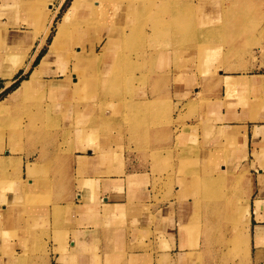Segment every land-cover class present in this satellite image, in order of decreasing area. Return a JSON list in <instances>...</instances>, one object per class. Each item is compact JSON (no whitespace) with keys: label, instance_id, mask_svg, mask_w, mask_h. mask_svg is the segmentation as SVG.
<instances>
[{"label":"crops","instance_id":"obj_1","mask_svg":"<svg viewBox=\"0 0 264 264\" xmlns=\"http://www.w3.org/2000/svg\"><path fill=\"white\" fill-rule=\"evenodd\" d=\"M55 1L0 0V94L28 74L4 100L10 98L14 103L10 109L4 106L0 124L9 120V110H20L22 116L31 112L38 115L36 120L44 121L47 113L67 119L60 128L70 134V173L81 174L72 203L74 218L58 243L52 244L51 259L57 264H195L203 257L204 225L237 223L243 227L239 235L243 233L248 243L244 246L237 237L243 245L242 264H264V73L222 75L215 79L219 86L216 94H210L205 85L201 89L199 75L189 74L179 78L176 93L162 90L174 77L169 79L165 69L162 73L156 70L147 100L138 99L139 93L131 96L133 114L140 116L149 109L139 127L147 141H134L119 131L120 126H104L97 118L83 130L75 109L70 108L78 92L71 61L50 54L52 43L45 50ZM74 1L70 0L64 15ZM93 1L79 0L76 19L91 17ZM48 9L45 19L43 12ZM48 55L44 73L32 81V74ZM140 75L133 69V80ZM239 78H245L248 85L228 92L226 82L235 84L242 80ZM194 93L198 99L190 107ZM201 93L212 96L204 112L198 97ZM29 97L40 99L32 111L25 105ZM19 100L18 109L14 105ZM162 102L166 106L160 108ZM173 112L176 118L170 115ZM161 114H166L165 120ZM28 125V121L23 123L22 130L29 129ZM176 129L180 132L174 137ZM34 143L38 148H30L28 137L0 138V259L16 244L13 236L23 228L22 208L34 186L27 183L28 176L38 173L36 165L43 163L39 146L44 142L38 137ZM139 145L149 147L147 164H140L135 151ZM49 152L57 153L55 149ZM191 160L201 163L195 170L185 171L192 180L175 176L173 186L168 182L158 186L159 173H183L178 171L180 162ZM171 166L173 170H169ZM238 180L239 189L234 192ZM143 184L147 185V197ZM136 187H142L139 193ZM230 203L242 208V218L226 212L228 216L220 222L209 211L214 207L226 210L222 205Z\"/></svg>","mask_w":264,"mask_h":264},{"label":"rangeland","instance_id":"obj_2","mask_svg":"<svg viewBox=\"0 0 264 264\" xmlns=\"http://www.w3.org/2000/svg\"><path fill=\"white\" fill-rule=\"evenodd\" d=\"M69 4L70 0L55 1L45 50L57 34ZM49 12V9L43 12L45 19ZM90 14L89 18L85 15L71 22L75 26L88 21V28L85 25L72 28L73 32L67 35V41L57 52L71 61L74 80L80 82L76 101L70 108L75 109L76 121L83 130H88V123L91 126L97 118L104 126H120L119 131L126 132L134 141H147V134L143 133V127H139L142 126L140 121L147 118L149 109L147 107L140 116L133 114L131 96L135 92L139 93L136 95L138 99L147 100L150 79L156 70L158 73L167 70L169 79L174 77L173 81L170 79L164 83L162 89L174 93L177 92L175 86L179 85V78L187 74L199 75L203 79L201 89L205 85L210 94H216L214 90L219 86L215 79L222 75L264 73V0H94ZM80 47L85 52L81 56L77 53ZM72 54L75 58L70 57ZM167 61L171 65H165ZM169 68H172L171 72ZM133 69L141 74L138 80H133ZM27 76L22 75L0 94V116L5 117L4 106L8 105L10 109L14 103L10 98L4 101L15 90L12 87ZM239 79L242 80H235V84L226 82L228 92L248 85L245 78ZM198 97L204 112L212 96L206 97L201 93ZM197 99L194 93L189 98L190 107ZM19 103L20 100L14 105L18 109ZM38 104V98L25 100L30 111ZM164 106L166 103L162 102L160 108ZM105 112H109L110 117H106ZM165 115H160L163 120ZM170 115L176 118L177 114L173 112ZM6 116L9 120L0 124L1 139L28 137L30 148H38L34 141L39 137L44 144L39 146L42 151L39 161L43 162L40 165L36 163L39 172L28 176L27 183L34 186L26 198L28 204L22 208L23 228L13 236L16 244L9 254L3 252L0 264H57L50 257V248L70 228L75 215L73 198L81 178L80 173H70L73 155L68 146L70 134L60 128L68 120L55 118L50 113L45 115L44 121L36 120L34 118L38 115L30 112L22 116L20 110H14V113L9 110ZM27 121L29 129L25 127L22 130L23 123ZM179 132L180 129L174 130L173 136ZM176 139L179 143V137ZM52 149L57 151L55 156L49 152ZM135 149L141 158L140 164H147L149 147L139 145ZM198 163L197 160L180 162L178 171L183 173H159L158 186L167 182L169 186L174 185L175 176L186 181L189 177L185 171L200 167L201 163ZM169 170H173V166ZM193 174L196 175H190ZM181 185L179 183V187ZM239 185L238 180L232 190H238ZM141 188L136 187V193ZM143 189L147 197L146 184H143ZM224 206L226 210L209 209L217 216V221L224 222L228 216H225L226 212L230 217H243L242 208L231 203ZM204 228L203 257H199L195 264H242V244L248 247L243 233L239 235L243 227L235 223L204 225Z\"/></svg>","mask_w":264,"mask_h":264},{"label":"bare ground","instance_id":"obj_3","mask_svg":"<svg viewBox=\"0 0 264 264\" xmlns=\"http://www.w3.org/2000/svg\"><path fill=\"white\" fill-rule=\"evenodd\" d=\"M79 5V0H75L73 2L72 7L69 9V11L64 15L63 17V22L57 32V34L55 35L52 45H51V51L50 54L53 53H57L61 50L63 43L65 42V40L67 41V35L71 32H73L72 28H76L77 25H85L88 28V21H86L85 23H77L75 26L71 24V22H75L76 20V9L78 8ZM51 22V21H50ZM168 24V23H167ZM72 25V26H71ZM72 30V31H71ZM49 33V32H48ZM47 34V33H46ZM45 35V34H44ZM109 35V34H108ZM113 35V34H112ZM110 36V35H109ZM112 38V37H111ZM118 38V37H117ZM116 40V39H115ZM114 40V41H115ZM79 51H77V53L79 54V56H81L84 52L83 48H78ZM50 50V49H49ZM75 51H73L74 53ZM73 56L75 58V54L70 55V57ZM83 57V56H82ZM48 58L49 55L46 56L43 61L41 62L39 68L37 70H35V72L32 74L31 78L32 81H35L37 79H39L41 77V75L44 73L46 67H47V63H48ZM18 67L15 66V71L17 70ZM21 68V67H19ZM71 71V70H70ZM14 72V71H13ZM13 74V73H12ZM12 74H7L8 76H11ZM72 75V74H71ZM73 76V75H72ZM71 77V76H70ZM80 82H76L77 85H79ZM22 85V84H21ZM26 88V86H24ZM24 89V88H23ZM18 93V91H17ZM16 93V94H17ZM14 94V93H13ZM248 206V205H247Z\"/></svg>","mask_w":264,"mask_h":264},{"label":"trees","instance_id":"obj_4","mask_svg":"<svg viewBox=\"0 0 264 264\" xmlns=\"http://www.w3.org/2000/svg\"><path fill=\"white\" fill-rule=\"evenodd\" d=\"M20 82H21V80H20ZM18 85H19V82L16 83V84L12 87V89H16V88L18 87Z\"/></svg>","mask_w":264,"mask_h":264}]
</instances>
